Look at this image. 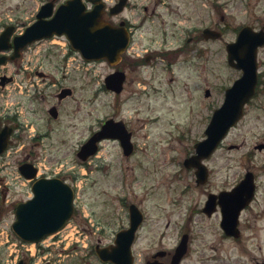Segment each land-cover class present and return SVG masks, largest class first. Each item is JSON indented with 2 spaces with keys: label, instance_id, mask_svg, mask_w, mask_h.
<instances>
[{
  "label": "rangeland",
  "instance_id": "rangeland-1",
  "mask_svg": "<svg viewBox=\"0 0 264 264\" xmlns=\"http://www.w3.org/2000/svg\"><path fill=\"white\" fill-rule=\"evenodd\" d=\"M44 1L0 0V19L11 15L20 22L19 27L26 25ZM65 1L58 0V3ZM179 1L183 0H162V6H165L161 7V12H167L170 6H178ZM187 12L189 20L176 24L181 33L189 31L190 25H196L198 29L213 24L223 27L224 36L218 41H193L202 56L194 62L190 61L196 54L194 50L187 54L188 59L172 57L167 61L172 64L171 70L164 71L166 61H160V69L154 82L149 81L148 89L137 80L139 74L135 69L127 67L128 81L122 96L104 90V80L114 68L105 61L86 62L77 52L65 67L64 54L70 48L68 43L64 45L63 39L54 40L62 45L43 42L32 59V67L38 63V68L42 66L45 71L54 72V66H57L59 80H62V71L66 70L73 79L69 86L75 89L73 99L62 110L64 114L72 113L73 119L65 117L63 121L76 123V131L71 133L66 144L58 140L62 136L59 132L53 140L42 142L38 163L41 175L58 176L75 188L77 212L71 222L75 238L79 237L76 231H83L82 219L91 215L104 219L103 242L110 243L120 227L128 223L130 204L137 205L145 214V225L134 246L139 264H144L145 259L158 250L172 251L184 234L190 235L191 242L182 264H204L203 260L209 258H217V261L206 264H233L230 242L220 227V211L209 218L202 209L208 194L229 190L231 182L235 181L231 176L232 153L228 149L234 131H230L221 147L205 161L210 171L207 184L197 186L194 170L183 165L194 152V145L204 138L206 122L223 103L225 90L239 76L227 64L225 47L231 41V0H201L196 14ZM133 13L134 9H129L126 15L133 19ZM174 30L170 28L169 32ZM185 43L182 36H173L165 48L176 49ZM138 46L142 47L141 54L150 48H161L141 45L136 37L132 48ZM54 47L59 49L53 54ZM18 66L10 65V69ZM144 69L142 77L146 78L148 67ZM206 89L213 93L212 99L204 97ZM112 115L122 119L133 132L134 156L125 157L118 142L106 140L100 144L97 156L88 163L82 162L77 157L80 146ZM21 160L22 156L0 160V185L4 190L6 183L9 188L16 186L8 195L10 204L1 206V230L5 229V234L8 233L12 242L18 245L20 243L9 229L15 220L13 209L17 202L30 196L18 176ZM234 166L237 171L241 170L240 164ZM3 196L4 193L0 195ZM54 241L48 238L42 245ZM94 243L96 241L86 242ZM65 244L69 245V242Z\"/></svg>",
  "mask_w": 264,
  "mask_h": 264
},
{
  "label": "flooded vegetation",
  "instance_id": "flooded-vegetation-1",
  "mask_svg": "<svg viewBox=\"0 0 264 264\" xmlns=\"http://www.w3.org/2000/svg\"><path fill=\"white\" fill-rule=\"evenodd\" d=\"M119 1L107 0L103 18L114 26H122L129 30L131 40L137 37L141 45L161 47L147 49L141 54L142 47L138 46L137 49L128 50V53L123 57L121 70L127 67L135 69L139 74L137 80L144 83L145 88L148 89L149 81L154 82L160 69V61H166V68L163 69L167 71L172 68V64L167 63L172 57L175 60L179 57L188 59L186 56L190 50L196 51V54L190 59L191 62L202 57L197 50V45L193 43V41L196 43L202 41L201 36L198 37V34L202 35V31L198 33L196 25H190L189 31L184 30L185 33H181L180 28L176 26L179 22L189 20L187 10L193 11L195 14L198 12L201 0L179 1L178 6L168 7L167 12H161V7L165 6H162V0H127L124 12L113 16L111 8ZM47 2H52L55 9L59 6L58 0H46L39 5L38 9ZM129 9H134L133 19L126 15ZM10 16L0 19V35L11 28L12 39L23 34L25 29L37 18V14L34 13L30 22L21 28L19 27L20 22ZM211 26V28H218L217 25ZM170 28L175 30L170 33ZM244 28L247 29L249 36L257 37L258 34H262L260 39H264V0H231V42L237 40ZM186 35L190 37L188 38ZM173 36L176 38L182 36L186 43L176 49L169 47L166 49L165 47ZM33 47L36 48V43L21 50L19 58L15 60H10L14 55L13 47L0 52V58L8 59L5 64L0 66V125L1 130L7 128V131L11 133L8 149H11L13 155L15 157L22 156L21 164L28 162L38 168L42 142L53 140L54 135L59 132L62 136L58 140L66 144L71 133L76 131L77 125L71 121L67 124L63 121L65 117L73 119L70 111L64 114L62 110L63 106L75 95V89L69 86V83L73 81L72 77L70 74H66L65 70L61 74L62 80H59L57 75L60 70L56 69L57 66H54V72L45 71L42 66L38 68V63L32 67ZM58 49V47H54L53 54ZM71 54V52L64 54L65 67L69 66ZM256 57L258 82L255 94L245 105L242 118L231 129L235 135L230 149L232 153L231 176L235 181L231 182L229 190H231V199L246 203V206L239 212L237 226L239 235L226 237L231 245V263L233 264H264V44L257 48ZM15 64H19V66L11 71L9 65ZM145 67H148L145 71L148 72V76L143 78ZM234 71L242 74L239 70L234 69ZM16 76H19V79ZM4 82H6L5 85ZM67 89L70 91L62 92ZM124 92L125 90L115 96H122ZM141 94L145 95V93ZM212 98V94L207 97V99ZM12 100L14 102H11ZM53 108H56L57 112ZM110 118L120 120L117 115ZM131 133L133 137V132ZM134 153L128 157H133ZM234 164H240L238 168L241 170L237 171ZM247 174H251L253 179L252 193L248 189L237 190L238 185ZM31 186L26 187L29 193ZM2 202L10 204L7 195L2 199ZM81 225L83 239L80 238V240L96 241V243L75 247L57 243L35 250H26L18 246L13 247L10 244L0 243V264H110L104 263L100 259L99 252L104 248L113 247L117 233L125 231L130 225V220L128 216V223L121 226L115 233V238L107 244L103 242V232L106 226L104 219L91 215L86 216V219H82ZM144 225L145 219L139 227L132 245L134 254L132 264H139L134 253V246ZM84 236L87 238L85 239ZM187 240L190 245V235ZM177 246L172 251H156L150 258L145 259L144 264H170ZM160 253L163 254L159 255ZM213 261H217V258L203 260L204 264Z\"/></svg>",
  "mask_w": 264,
  "mask_h": 264
},
{
  "label": "water",
  "instance_id": "water-1",
  "mask_svg": "<svg viewBox=\"0 0 264 264\" xmlns=\"http://www.w3.org/2000/svg\"><path fill=\"white\" fill-rule=\"evenodd\" d=\"M96 4L92 11L87 8L82 0H69L61 5L53 18L51 3L44 6L38 15V21L27 28L22 36L14 39L16 52L35 40L49 38L54 34H65L72 47L80 51L87 60L107 59L111 65L120 61V55L125 51L129 42L126 30L115 28L103 20V5L101 0H88ZM122 0L113 10V14L122 11ZM206 38L217 39L220 34L205 30ZM11 32L7 30L0 36V50H5L9 44ZM261 36H249L244 29L235 44L227 46L229 64L243 71V75L234 85L226 90L224 104L217 109L207 127V138L196 144V154L185 160L187 168H196L197 184H205L208 180V169L202 163L217 149L221 141L228 134L232 126L241 118L245 104L253 96L256 85V49L264 44ZM15 58V56L13 57ZM236 61V63H235ZM5 59L0 60V64ZM125 75L115 72L106 79L109 90L120 93L123 89ZM10 133L7 130L0 131V154L7 148ZM106 138L118 139L121 142L125 155L133 152L131 134L127 132L122 122L107 121L102 129L95 133L82 147L79 157L86 160L98 151V143ZM21 173L27 179H33L37 170L31 165H23ZM252 177L249 175L237 190L248 189L253 192ZM34 198L21 203L16 209V221L13 230L19 238L25 242L38 243L48 235L62 229L71 219L74 212V193L71 187L59 179L42 178L33 186ZM217 205L221 208V227L226 235L237 233L238 214L246 205L239 200H231V192H222L218 196L210 195L204 208V213L211 216L217 211ZM143 215L140 210L132 205L130 207V228L117 235L116 247L111 251L103 249L100 256L104 261H112L115 264H131L135 233L142 223ZM187 252V236L177 248L171 264H179Z\"/></svg>",
  "mask_w": 264,
  "mask_h": 264
}]
</instances>
